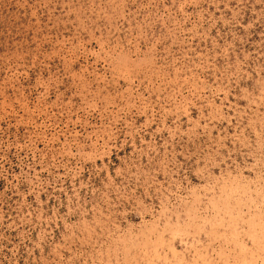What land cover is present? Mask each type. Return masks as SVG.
<instances>
[{"label":"rangeland","instance_id":"374dc122","mask_svg":"<svg viewBox=\"0 0 264 264\" xmlns=\"http://www.w3.org/2000/svg\"><path fill=\"white\" fill-rule=\"evenodd\" d=\"M0 264H264V0H0Z\"/></svg>","mask_w":264,"mask_h":264}]
</instances>
